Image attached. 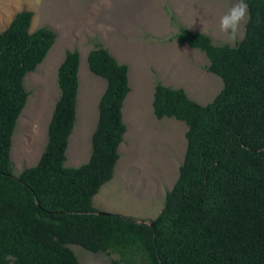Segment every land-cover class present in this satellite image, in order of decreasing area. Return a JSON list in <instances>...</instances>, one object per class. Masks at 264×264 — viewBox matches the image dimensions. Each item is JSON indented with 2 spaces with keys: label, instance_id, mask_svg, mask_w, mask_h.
<instances>
[{
  "label": "trees",
  "instance_id": "obj_1",
  "mask_svg": "<svg viewBox=\"0 0 264 264\" xmlns=\"http://www.w3.org/2000/svg\"><path fill=\"white\" fill-rule=\"evenodd\" d=\"M245 2L249 20L234 45L182 25L168 38L202 51L221 88L201 104L184 88L155 81L152 113L184 122L186 143L151 220L92 203L120 158L130 90L128 65L100 42L86 55L88 69L106 80L88 159L64 165L80 62L76 49L66 50L44 149L34 165L13 173L12 136L29 95L24 77L56 39L46 26L30 31L31 10L13 15L0 31V264H81L70 244L113 255L112 264H264V0Z\"/></svg>",
  "mask_w": 264,
  "mask_h": 264
},
{
  "label": "rangeland",
  "instance_id": "obj_2",
  "mask_svg": "<svg viewBox=\"0 0 264 264\" xmlns=\"http://www.w3.org/2000/svg\"><path fill=\"white\" fill-rule=\"evenodd\" d=\"M238 0H0V31L13 15L27 9L33 12L30 31L46 26L56 33L54 44L35 70L24 77L29 92L18 117L10 156L12 171L37 162L46 142V117L59 94L57 66L66 50L80 55L77 96V120L69 150L85 148V154L72 162L82 163L89 155V135L98 115V98L106 80L88 69L86 55L95 42L105 46L119 62L128 65L132 94L126 102L132 106L126 119L127 130L120 147L113 177L93 197V206L151 220L163 206L165 191L174 183L182 162L186 124L173 117L155 118L152 90L156 80L171 87H182L190 98L205 104L220 90V78L206 70L205 54L187 44L169 40L178 25L208 34L216 44L230 42L220 32L219 19ZM173 16V18L170 17ZM242 33L244 25L241 26ZM243 35V34H242ZM241 36L237 37L239 40ZM236 40V41H237ZM39 122L41 129H33ZM86 130L87 135H86ZM25 143L18 150L17 133ZM81 264H112L103 251L92 252L69 245ZM8 264H13L12 260Z\"/></svg>",
  "mask_w": 264,
  "mask_h": 264
},
{
  "label": "crops",
  "instance_id": "obj_3",
  "mask_svg": "<svg viewBox=\"0 0 264 264\" xmlns=\"http://www.w3.org/2000/svg\"><path fill=\"white\" fill-rule=\"evenodd\" d=\"M128 82H129V80H128ZM129 86H130V90H129V92H128V94H127V96H126V98H125V100H124V103H123V106H122V117H123V120H124V123L126 124V119H128L129 117H130V112H131V110H132V106L130 105V106H128L127 105V101H128V99L130 98V95L132 94V88H131V85L129 84ZM153 89H154V87H153ZM79 91H80V84H79V78H78V92H77V96H78V94H79ZM104 91V90H103ZM102 91V92H103ZM102 93H100V95H101ZM152 94H153V90H152ZM100 95H99V98H100ZM99 98H98V100H99ZM152 101V100H151ZM54 103H55V101H54ZM54 103H53V106H54ZM77 104H78V102H77ZM77 104H76V119H75V121L77 120ZM52 109H53V107L51 108V111H50V113L48 114V116L46 117V124L48 125V122H49V120H50V117H51V113H52ZM97 121V120H96ZM17 124H18V121H17V123H16V128H17ZM96 124V123H95ZM41 124L39 123V122H34V124H33V129L36 131V132H39V130L41 129V126H40ZM47 125H46V128H47ZM74 126H75V123H74ZM74 126H73V129H72V132H71V134H70V137H69V140H68V145H67V148H66V152H65V162H64V165L65 166H67V167H73V166H75V165H72V162L73 161H75V160H77L79 157H80V154H82V155H84L85 154V148H82L81 150H69V147H70V140L73 138V137H75L74 136ZM95 127V126H94ZM94 127H93V129H92V131L90 132V135H89V140H90V137H91V134H92V132H93V130H94ZM126 127H127V125H126ZM87 131L88 130H86V135H87ZM15 132H16V129H15V131H14V133H13V136H14V134H15ZM23 133H21V131H19L16 135H17V138H18V150H20V149H22V147H23V145L24 144H26L25 143V140H24V135H22ZM13 136H12V145H11V148L13 149ZM75 139H76V144H78L77 143V141H79V138L78 137H75ZM124 143V139H123V141L120 143V145H119V148H118V150H120V147H121V145ZM44 146H45V144H44ZM44 149V147L41 149V152H42V150ZM12 151V150H11ZM10 151V152H11ZM119 153H120V151H119ZM41 154V153H40ZM89 154H90V146H89ZM39 157H40V155H39ZM38 157V158H39ZM88 157H89V155H88ZM88 157H87V159H88ZM11 160H12V158H11ZM38 160V159H37ZM13 162V161H12ZM83 163V162H82ZM81 163H77V165H80ZM76 165V166H77ZM97 194V193H96ZM93 201V200H92Z\"/></svg>",
  "mask_w": 264,
  "mask_h": 264
},
{
  "label": "clouds",
  "instance_id": "obj_4",
  "mask_svg": "<svg viewBox=\"0 0 264 264\" xmlns=\"http://www.w3.org/2000/svg\"><path fill=\"white\" fill-rule=\"evenodd\" d=\"M39 3V0H37ZM249 6L245 0H238L219 19L220 32L225 34L230 42H235L238 36L242 37V25L249 20Z\"/></svg>",
  "mask_w": 264,
  "mask_h": 264
},
{
  "label": "water",
  "instance_id": "obj_5",
  "mask_svg": "<svg viewBox=\"0 0 264 264\" xmlns=\"http://www.w3.org/2000/svg\"><path fill=\"white\" fill-rule=\"evenodd\" d=\"M150 225H152V223L150 222Z\"/></svg>",
  "mask_w": 264,
  "mask_h": 264
}]
</instances>
